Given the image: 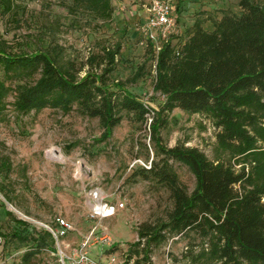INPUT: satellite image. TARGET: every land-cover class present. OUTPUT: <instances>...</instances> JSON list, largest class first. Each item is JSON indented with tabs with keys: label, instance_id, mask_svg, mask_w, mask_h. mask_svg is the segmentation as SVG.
<instances>
[{
	"label": "rangeland",
	"instance_id": "1",
	"mask_svg": "<svg viewBox=\"0 0 264 264\" xmlns=\"http://www.w3.org/2000/svg\"><path fill=\"white\" fill-rule=\"evenodd\" d=\"M237 1L110 0L111 18L103 22L81 10L69 11V0H15L16 6L9 13L0 12V41L13 53L61 48L63 60L82 69L79 77L89 69L87 59L91 54H101V47L119 42L120 52L114 58L109 79L122 82L126 91L157 110L163 100L152 91L157 47L165 42L178 47L195 20L203 22L207 15L217 17L216 12L236 13ZM160 5L168 6L171 19L165 34L162 27L152 26L151 22L154 9ZM0 82L6 89L15 85L4 81L1 73ZM13 101L10 90L0 109V186L11 199L8 203L0 192V264H23L21 255L30 245L14 241L10 235L55 231L57 217L69 221L72 231L53 238L51 248L41 250L29 264H62L61 259L65 263L63 257L72 256L89 235L92 254L115 247L110 253L124 264L130 247L139 240L140 225L166 221L172 208L165 189L141 180L126 182L132 168L149 165L144 159L152 156L149 120L135 122L124 115L111 137L98 143L95 140L102 129L96 119L75 110L62 114L50 108L20 114L13 109ZM168 119V125L160 130L164 145H183L199 150L210 161H229L217 147V130L209 118L175 109ZM170 163L190 193L193 175L186 166ZM95 189L103 203H122L123 208L106 219L90 218L89 194ZM14 219L27 225L17 224ZM105 238L110 239L111 246H106ZM140 243L141 247L144 239ZM205 246L193 230L166 234L161 243L151 246L149 256L153 264H196L191 257Z\"/></svg>",
	"mask_w": 264,
	"mask_h": 264
},
{
	"label": "trees",
	"instance_id": "2",
	"mask_svg": "<svg viewBox=\"0 0 264 264\" xmlns=\"http://www.w3.org/2000/svg\"><path fill=\"white\" fill-rule=\"evenodd\" d=\"M69 1L71 12L81 10L103 22L111 18L110 0ZM14 2L0 0V12L9 13ZM237 7L238 16L223 13L219 19L211 18V31L195 20L178 47L170 42L160 46L152 84V91L163 96L157 110L126 91L122 82L109 79L119 42L101 47V54H91L89 69L79 77L82 69L63 60L61 48L13 53L0 41V73L4 81L15 82L13 89L0 82V109L12 90V106L20 114L45 108L62 114L75 110L98 121L102 129L95 140L98 143L111 137L124 115L135 122L149 120L152 156L144 157L149 165L132 168L126 182L141 180L165 189L172 208L166 221L140 225L139 240L130 247L124 264H130L131 258V264H153L152 245L161 243L166 234L191 230L206 245L191 257L196 264H264V0H238ZM175 109L209 118L217 130V147L230 162L210 161L199 150L183 145H164L160 130ZM170 161L186 166L193 175L190 193ZM0 192L11 203L1 186ZM10 237L19 243L30 242L20 258L23 264L54 243L46 230L35 236L13 233Z\"/></svg>",
	"mask_w": 264,
	"mask_h": 264
},
{
	"label": "built area",
	"instance_id": "3",
	"mask_svg": "<svg viewBox=\"0 0 264 264\" xmlns=\"http://www.w3.org/2000/svg\"><path fill=\"white\" fill-rule=\"evenodd\" d=\"M154 18L152 19V26H160L162 27L164 34L167 32V28L169 27L171 23V19L169 16V9L166 5H160L157 7V9H154ZM160 49V47H157V51ZM176 50V49H175ZM175 54L177 52L175 51ZM100 192L95 189L94 191H90L89 197H90V207H89V217L92 219L102 220L111 217L117 210L123 208V204L119 203L117 205H110L106 202H102L99 198ZM101 210L108 211L109 215H105V213L100 212ZM55 224L57 229L53 231L52 229H48L49 233L54 239H57L58 237L65 236L68 232L72 231V224L63 219V218H55ZM89 235L88 237L84 238L83 241L80 243V245L74 250V253L72 256H65L63 263L61 259L62 264H122L121 261L117 260L116 256L114 254L109 253H102L101 256H95L90 252L89 247ZM105 244L106 246H111V241L109 238H105Z\"/></svg>",
	"mask_w": 264,
	"mask_h": 264
},
{
	"label": "crops",
	"instance_id": "4",
	"mask_svg": "<svg viewBox=\"0 0 264 264\" xmlns=\"http://www.w3.org/2000/svg\"><path fill=\"white\" fill-rule=\"evenodd\" d=\"M203 2H206V1H203ZM237 6V5H236ZM208 10V9H207ZM237 10L238 11H236V13H234L233 12V14H235V15H239L240 14V9L237 7ZM217 14H218V16L217 17H214V16H212V15H207L206 17H205V20L202 22V24H201V27L204 29V30H207V31H211L212 29H213V25H212V23L210 22V19L212 18V19H219L221 16H222V14H219L218 12H216ZM198 20H200V19H198ZM192 25H193V23L190 25V28L192 27ZM103 252H100L99 253V255H95V256H100L101 254H102Z\"/></svg>",
	"mask_w": 264,
	"mask_h": 264
},
{
	"label": "bare ground",
	"instance_id": "5",
	"mask_svg": "<svg viewBox=\"0 0 264 264\" xmlns=\"http://www.w3.org/2000/svg\"><path fill=\"white\" fill-rule=\"evenodd\" d=\"M52 155V154H51ZM100 212H103V213H105V215L108 213V211H105V210H101L100 209ZM107 216V215H106Z\"/></svg>",
	"mask_w": 264,
	"mask_h": 264
}]
</instances>
